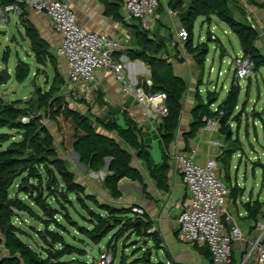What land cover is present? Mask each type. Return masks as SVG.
<instances>
[{"label": "trees", "instance_id": "1", "mask_svg": "<svg viewBox=\"0 0 264 264\" xmlns=\"http://www.w3.org/2000/svg\"><path fill=\"white\" fill-rule=\"evenodd\" d=\"M97 1L104 7L106 17L112 18L116 23L126 24L121 15V0ZM249 1L251 5H255L253 0ZM10 5H17L21 9L19 19L33 56L40 67H51L54 78L45 90L36 86L33 98L27 102H5L0 96V131H16L21 137L0 150V264H65L63 258L66 256L84 255L81 249L68 244L62 236L63 232L69 233L67 225L76 228L93 246L109 239L105 250L113 257L117 253L118 242L130 233L135 257L132 264H176L161 233L146 214L140 216L134 213L135 207L126 209L101 203L95 195L87 193L86 188L77 182L68 163L60 158L49 130L42 124L43 119H48L57 125L63 151L76 154L87 174L106 171L103 187L112 199L119 200L122 197L119 184L124 179L143 184L140 171L133 166L135 156L144 163L158 188L167 191L170 170L167 150L177 132L183 99L188 91V83L176 75L170 62L171 58L178 63L184 62L173 35L158 21L150 31L144 30L139 22L138 25L131 26V42L125 52L129 61L142 62L150 69L152 86L144 84L142 87L145 93L166 95L168 113L159 126L161 142L166 152L163 163L156 165L141 139V129L128 114H123L124 126H121L114 119L116 110L102 100L101 105L108 107L109 120H93L70 106L64 96L66 81L59 71L58 59L30 22L26 3L20 0H0V10ZM160 7L159 5L158 10ZM168 7L173 13L178 12L181 27L188 31L184 48L195 61L201 78L209 51L203 44H194V28L200 18L208 26L213 19L225 24L238 38L242 54L254 65V71L264 68V55L257 45L260 34L251 27L247 10L237 0H168ZM163 31H166L164 36L160 35ZM208 37L211 41L210 32ZM213 42L219 43L218 40ZM169 47L172 48V53L169 52ZM120 55L117 54L116 58ZM9 56L10 50L7 49L2 59L5 64L8 63ZM30 75V65L19 60L15 68L16 82L22 84ZM215 94L208 93L206 99H203L197 93L196 106L192 111L193 124L184 138L186 142L194 138L209 120L222 122L219 133L225 137L227 149L217 161L228 171L232 156L238 150V140H233L228 133L231 132L230 122L241 118V114L237 113L241 88L236 85L234 78L226 99L218 105L216 111L212 109V105L217 103ZM213 99L214 102L210 104ZM82 102L79 100L77 103ZM24 118L28 122L23 123ZM10 139L8 134H2L1 148ZM22 196L26 197L29 204ZM53 203L56 207L52 206ZM76 205L88 215L84 221L89 227L79 226L73 220L69 209L75 212ZM243 207L249 214L248 219L253 220L264 203L257 200L245 203ZM21 214L36 219L43 225V231L35 233L48 247L45 253L35 251L22 241L23 231L15 224ZM58 217L66 226L57 221ZM52 226L55 230H52ZM79 241L82 243L84 240ZM144 248L146 249L143 251ZM193 248L202 257L211 259L207 248L197 245H193ZM139 254L141 255L137 256ZM161 255H164L165 260L161 259ZM120 264H126V261L123 260Z\"/></svg>", "mask_w": 264, "mask_h": 264}, {"label": "crops", "instance_id": "2", "mask_svg": "<svg viewBox=\"0 0 264 264\" xmlns=\"http://www.w3.org/2000/svg\"><path fill=\"white\" fill-rule=\"evenodd\" d=\"M20 1L25 2L26 5H28L29 3H34L39 0ZM60 1L66 2L75 10L79 26L91 32H106L113 34L122 41L128 40L129 43L123 47L120 53H118V55H121L117 59L123 63L129 81L133 86L137 87L143 86L147 81L151 82V72L149 67L139 61L131 62L125 55V52L128 50L131 42V26L138 25L139 21L131 18L125 19L123 17L124 22L126 23L125 25L116 23L112 18L106 17L104 15V7L97 0ZM253 1L255 2V5H251L249 0H245L247 4L246 10L248 12V16H250L249 14H252L254 21L261 28H264V0ZM160 6V10L157 12L158 22L166 27L171 35H173L174 42L179 46V55L184 60L183 63H178L176 60L171 58L170 62L173 64L176 75L183 78L188 83V91L183 99V109L179 126L174 140L167 150V155L169 156L167 161L170 167L167 182L168 190L163 191L158 188L156 182L150 178L144 163H142V161H140L136 156L133 159V166L140 171L143 177V184L131 182L127 179L122 180L119 184V190L122 194V197L119 200L112 199L109 193L103 187V181L106 175L105 170L101 173L87 174L86 171L78 165L74 154H71L75 160V167L78 171H80V174L79 172H76V169H73V171L77 182L86 188L88 194L95 195L101 203L114 205L119 208L129 209L131 207H135L144 210L145 214L154 223L155 228L161 233L164 243L169 248L176 264H212V259H206L202 257L196 249L191 247V245L183 243L180 239L177 221L189 200V194L178 171L177 156L180 153L194 154L195 164L204 165L207 160L211 158H217L219 153L218 149L212 145L213 142H220L223 145V151L227 149V146L223 144V141L221 140V134L219 132L207 131L204 128L199 130L194 138L189 139L188 142L185 141L184 136L190 131V128L193 124L192 111L196 106L197 93H199L203 99H206L207 95L203 97L201 94L200 87L202 86L203 76L201 78L200 71L197 69L195 61L185 50V43L181 44L177 41L176 31L179 27H181L178 12H174L173 14L169 13L170 9L168 7V0H162ZM28 13L30 22L32 25H34L41 38L49 44L51 51L55 54L56 48L60 45V37L54 32L50 20L42 14L34 13L29 10ZM123 14L124 12L122 6L121 15L123 16ZM214 20L215 19H213V21ZM165 33L166 31H163L160 35L164 36ZM216 40L219 41L218 38ZM217 44L220 46V48H222V51H225L220 41ZM171 50L172 48L169 47L170 53H172ZM225 55V53H220V58L223 59ZM57 59L59 71L66 80V60L64 58ZM207 61L208 56L206 63ZM212 71L213 66L211 67V72ZM220 75L221 73H219V76ZM96 78V91L92 95H88L87 97L83 98L81 100L83 101L82 103H71V100L66 97L67 101L70 103V106L80 113L90 116L93 120H109L110 118L107 116L108 107L101 105L102 100L108 106L116 110L114 119L121 126H124L123 114H128V116H130L141 129V139L143 140L146 149H148L150 152L153 162L156 165H161L163 163L166 151L161 142L159 133L161 121L160 118L155 114L146 115L143 107L137 104L133 97H124L121 86L110 72L99 71L97 72ZM216 92L217 88H215L214 93ZM215 98H217V103L212 105L213 110H215L218 105H220L226 99L225 98L219 104L218 94H215L214 99ZM214 99L211 100L210 104L214 102ZM245 103L247 102L245 101ZM244 104L241 106L239 103L237 113L241 114V111H244L242 115L246 113V110H244L246 109V107L244 108ZM260 110L262 111L261 116H258V121L256 124H259V120L261 122L264 121V102L260 106ZM240 159H242V156H240ZM217 163L219 167V178L221 176V171L224 169L226 172V178L230 184V187H228L230 190V198L227 208L228 213L230 216H232L237 224L238 220L235 216H233V214L236 213L241 221H243L241 226L238 224L243 240L236 242L232 248L233 264H241L244 260L245 249L247 246L245 242L251 237L252 225V220L248 219L249 214L244 209L243 204L254 203L257 200L260 203H264V201H260L259 198L255 201H252V197H250L248 201L243 202L245 191L243 188L239 187L237 181L233 185L230 176L231 165L227 171L223 166L221 167V163L218 161ZM233 189L236 191L233 192ZM239 207L242 208V212L240 211ZM263 211L264 207L261 209V212ZM224 225L226 228H230L226 222H224ZM248 264L259 263L253 257Z\"/></svg>", "mask_w": 264, "mask_h": 264}, {"label": "built area", "instance_id": "3", "mask_svg": "<svg viewBox=\"0 0 264 264\" xmlns=\"http://www.w3.org/2000/svg\"><path fill=\"white\" fill-rule=\"evenodd\" d=\"M161 1L121 0L123 17L139 21L146 31L153 30L158 21L157 12ZM27 7L29 11L46 16L54 32L60 37L55 56L66 60L67 79L64 94L71 102L77 103L96 91L97 72H110L121 86L123 96L133 97L136 103L143 107L146 115L155 114L160 118L161 124L162 118L168 113L166 95H147L142 86H133L123 63L116 58L129 43L128 40L122 41L113 34L91 32L79 26L75 10L64 1L39 0L29 3ZM21 13L17 5L2 8L0 24L6 25L11 14ZM169 13L173 14L171 10ZM249 22L256 30L250 17ZM176 38L181 44L186 43L188 31L179 27ZM211 39L215 41L217 38L211 36ZM234 66L236 85L240 86V81L254 73V65L243 54L234 60ZM146 85L151 87L152 83L147 81ZM22 122L26 123L28 119L24 118ZM219 128V120H209L204 129L219 132ZM212 145L218 149V158L224 152L223 145L220 142H213ZM217 158L207 160L204 165H197L194 162V154L180 153L177 156L178 171L189 194V200L177 222L183 243L207 248L212 264H233V245L243 239L238 224L227 210L230 190L218 176ZM133 212L140 216L145 214L140 208H133ZM224 222L230 228H226ZM251 224V237L245 242L247 246L241 264H248L253 257L259 264H264V211H260ZM113 262V255L104 250L100 252L94 264Z\"/></svg>", "mask_w": 264, "mask_h": 264}, {"label": "rangeland", "instance_id": "4", "mask_svg": "<svg viewBox=\"0 0 264 264\" xmlns=\"http://www.w3.org/2000/svg\"><path fill=\"white\" fill-rule=\"evenodd\" d=\"M237 1L246 9L247 4L245 0ZM236 15L238 16L237 12ZM249 15L252 23L256 27V31L260 34V40L257 45L264 55V28H261L254 21L252 14ZM203 22L204 19L200 18L197 20L194 28L195 46L203 44V46L209 50L208 61L204 67L203 82L200 91L202 96L205 97L207 93H214L215 88H217L216 94H218V103L220 104L226 98L235 76L234 60L242 55V51L238 38L231 33L230 29L225 24L216 19L211 26L203 24ZM21 24L19 15L16 14L10 15L6 25L0 24V72L7 70L11 75V80L7 85H0V96L5 102L16 100L27 102L33 98L36 92V86L45 90L50 86L54 78V72L49 65L47 67H40L37 64ZM208 32L211 33L212 37H217L219 39L225 51H222V48H220L217 43L213 42V40H211V42L210 39H208L210 38L208 37ZM7 49L10 50V56L8 63L5 64L2 59ZM220 53L226 54L223 59L220 58ZM19 60H23L29 64L31 69L30 77L22 84L17 83L15 80V68ZM212 66L213 71L211 72ZM219 73H221L220 76ZM239 83L241 88L239 103L242 106L246 101L247 103L245 104L247 105L246 109H244L246 113L242 115L244 111H241L240 121L230 122L231 137L233 140H238V150L233 154L231 159L230 176L233 185L237 181L239 187L244 189L245 194L243 202L248 201L250 197H252V201L258 198L260 201H264V121L261 122L259 120V124H256L258 121L257 118L261 116L262 112L260 106L264 102V68L257 72L254 71L251 76ZM42 124L49 130L53 139V144L55 148H57L60 158L64 159L72 170H75V160L70 153H65L63 151L62 137L58 132L57 125L48 119H43ZM2 134H8L11 139L5 143L2 148L0 145V150L7 148L11 142L21 139L16 131L5 129L0 131V137ZM221 140L223 144H225V137L222 135ZM240 156H242V159H240ZM76 172L80 174V171L77 169ZM220 178L227 187H230L224 169L221 171ZM15 189L16 187L13 189L12 194H14ZM22 198L29 204L25 196H22ZM31 206L37 211L34 205ZM52 206L56 207L54 203ZM75 207V212L69 209L73 220H75L79 226L89 227L84 221L88 216L86 212L81 210L79 205ZM239 208L242 212V208ZM39 215H42V213L39 212ZM233 216L236 217L238 224L241 226L243 221H241L236 213L233 214ZM57 221L64 224L60 217L57 218ZM15 224L23 231L21 239L24 243L39 253H45L48 247L45 246L35 233L36 231H43L44 228L38 220L30 219L28 216L21 214L15 220ZM64 226L66 225L64 224ZM66 228L69 233H62L66 242L81 249L85 254L66 256L63 258L65 264H94V262L98 260L100 252L107 248L109 239L104 240L98 246H93L78 233L76 228L68 225ZM52 230H55L53 226ZM79 240L84 241L81 243ZM191 247H193V245H191ZM56 248L59 247L56 246ZM166 248L170 252L167 246ZM145 249L146 248H144L143 251ZM133 254V237L129 233L124 239L118 242L117 253L114 254L113 264H120L123 260L126 261V264H132L135 258ZM140 255L141 254L137 256ZM161 259L165 260L164 255H161Z\"/></svg>", "mask_w": 264, "mask_h": 264}, {"label": "water", "instance_id": "5", "mask_svg": "<svg viewBox=\"0 0 264 264\" xmlns=\"http://www.w3.org/2000/svg\"><path fill=\"white\" fill-rule=\"evenodd\" d=\"M0 80L2 81L3 85H7L8 82L11 80V75L9 74L7 70H3L0 72ZM220 124H222V122H220ZM230 135H231V132L228 133L229 137ZM74 156L76 157L78 165L86 171V169L79 163L78 156L76 154H74Z\"/></svg>", "mask_w": 264, "mask_h": 264}]
</instances>
